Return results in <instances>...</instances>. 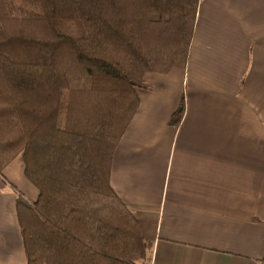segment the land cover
Here are the masks:
<instances>
[{
    "label": "trees",
    "instance_id": "trees-1",
    "mask_svg": "<svg viewBox=\"0 0 264 264\" xmlns=\"http://www.w3.org/2000/svg\"><path fill=\"white\" fill-rule=\"evenodd\" d=\"M199 1L0 0V176L20 157L37 191L16 199L26 264L147 260L111 159L145 73L185 67Z\"/></svg>",
    "mask_w": 264,
    "mask_h": 264
},
{
    "label": "crops",
    "instance_id": "crops-1",
    "mask_svg": "<svg viewBox=\"0 0 264 264\" xmlns=\"http://www.w3.org/2000/svg\"><path fill=\"white\" fill-rule=\"evenodd\" d=\"M110 183L154 264H260L264 255V0H200L184 68L148 72ZM176 126L169 119L180 102ZM20 157L0 176V264H26Z\"/></svg>",
    "mask_w": 264,
    "mask_h": 264
},
{
    "label": "built area",
    "instance_id": "built-area-1",
    "mask_svg": "<svg viewBox=\"0 0 264 264\" xmlns=\"http://www.w3.org/2000/svg\"><path fill=\"white\" fill-rule=\"evenodd\" d=\"M147 264H154V259H151ZM260 264H264V255L261 259V263Z\"/></svg>",
    "mask_w": 264,
    "mask_h": 264
},
{
    "label": "rangeland",
    "instance_id": "rangeland-1",
    "mask_svg": "<svg viewBox=\"0 0 264 264\" xmlns=\"http://www.w3.org/2000/svg\"><path fill=\"white\" fill-rule=\"evenodd\" d=\"M144 261H145V262H144ZM136 264H147V262H146V260H145V259H144V260H142V261H141V260H138Z\"/></svg>",
    "mask_w": 264,
    "mask_h": 264
}]
</instances>
